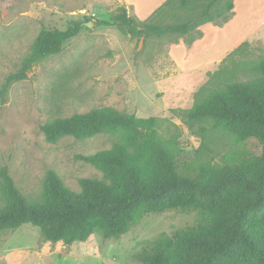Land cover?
<instances>
[{"label": "rangeland", "instance_id": "obj_1", "mask_svg": "<svg viewBox=\"0 0 264 264\" xmlns=\"http://www.w3.org/2000/svg\"><path fill=\"white\" fill-rule=\"evenodd\" d=\"M166 0H0V87L16 71L44 29H66L82 22L80 33L63 50L33 67L27 79L10 88L0 103V168L7 166L21 192L40 198L45 176L55 170L66 186L80 191V179L102 178L94 165L80 159L111 148L120 135L103 133L86 140L67 136L46 141L41 126L56 117L114 106L137 117H159L175 123L161 129L165 142L181 133L175 147L182 172L194 176L200 164L223 165L260 155L256 138L239 141L222 127L205 124L193 135L182 121L197 98L232 81L258 76L254 67L264 60V0H235L224 12L188 34L132 37L116 26H96L121 6L139 23L183 21L188 12ZM228 0H222L223 9ZM232 17V18H231ZM228 22H225V21ZM88 22L93 25L87 26ZM246 42L241 52L223 59ZM177 127V128H176ZM0 179V208L3 206ZM196 209L147 213L119 239L94 233L86 241L67 245L45 241L40 229L24 224L0 232V264H144L140 254L162 234L204 223Z\"/></svg>", "mask_w": 264, "mask_h": 264}, {"label": "trees", "instance_id": "obj_2", "mask_svg": "<svg viewBox=\"0 0 264 264\" xmlns=\"http://www.w3.org/2000/svg\"><path fill=\"white\" fill-rule=\"evenodd\" d=\"M221 1L166 0L164 5L176 2L189 13L177 23H139L121 6L109 19L95 24L116 26L144 40L188 34L234 10L235 0H228L223 9L218 8ZM82 24L42 30L20 67L2 83L0 103L7 101L12 85L27 79L34 66L59 54L80 33ZM254 70L258 76L251 80L232 81L197 98L192 108L182 111V121L193 135L203 137L205 124H213L234 133L239 141L256 138L262 144L260 155L223 165L203 163L190 176L178 165L175 147L181 133L174 132L170 142H165L161 129L166 123L169 131L176 126L166 118L137 117L114 106L56 117L41 126L50 143L67 136L86 140L103 133L119 134L121 140L111 148L78 156L102 171V178H82L81 190L75 191L55 170H49L36 201L21 192L7 166L1 167L0 232L31 224L40 229L45 241L70 245L96 232L106 239H119L147 213L196 209L207 220L173 236L162 234L140 254L144 264H264V60Z\"/></svg>", "mask_w": 264, "mask_h": 264}, {"label": "water", "instance_id": "obj_3", "mask_svg": "<svg viewBox=\"0 0 264 264\" xmlns=\"http://www.w3.org/2000/svg\"><path fill=\"white\" fill-rule=\"evenodd\" d=\"M91 25H93V22H88L87 23V26H91Z\"/></svg>", "mask_w": 264, "mask_h": 264}, {"label": "crops", "instance_id": "obj_4", "mask_svg": "<svg viewBox=\"0 0 264 264\" xmlns=\"http://www.w3.org/2000/svg\"><path fill=\"white\" fill-rule=\"evenodd\" d=\"M235 6H236V4H235ZM234 11V10H233ZM235 12V11H234ZM232 18V17H231ZM203 27V26H202Z\"/></svg>", "mask_w": 264, "mask_h": 264}]
</instances>
